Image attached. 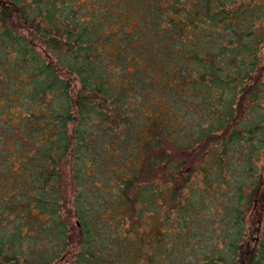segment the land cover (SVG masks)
I'll use <instances>...</instances> for the list:
<instances>
[{
  "label": "trees",
  "instance_id": "obj_1",
  "mask_svg": "<svg viewBox=\"0 0 264 264\" xmlns=\"http://www.w3.org/2000/svg\"><path fill=\"white\" fill-rule=\"evenodd\" d=\"M263 45L264 0H0V264H264Z\"/></svg>",
  "mask_w": 264,
  "mask_h": 264
},
{
  "label": "rangeland",
  "instance_id": "obj_2",
  "mask_svg": "<svg viewBox=\"0 0 264 264\" xmlns=\"http://www.w3.org/2000/svg\"><path fill=\"white\" fill-rule=\"evenodd\" d=\"M260 59H261V68H262V81L264 82V45L262 46L261 53H260ZM260 162L258 166H261Z\"/></svg>",
  "mask_w": 264,
  "mask_h": 264
}]
</instances>
